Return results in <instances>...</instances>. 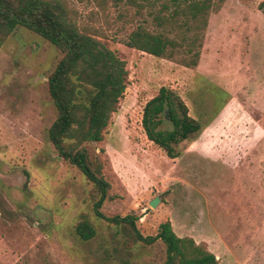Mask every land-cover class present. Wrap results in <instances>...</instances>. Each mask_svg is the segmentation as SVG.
Segmentation results:
<instances>
[{
  "label": "rangeland",
  "instance_id": "obj_1",
  "mask_svg": "<svg viewBox=\"0 0 264 264\" xmlns=\"http://www.w3.org/2000/svg\"><path fill=\"white\" fill-rule=\"evenodd\" d=\"M52 1L127 63V88L103 139L82 144L110 183L102 212L136 215L143 235L168 219L179 236L205 243L217 264H264L262 0H214L196 66L124 42L140 24L163 30L153 16L164 0ZM166 3L170 14L175 4ZM61 56L22 26L0 42V264H165L160 240L132 242L124 226L95 214L93 182L52 143L48 76ZM163 85L205 125L175 145V158L142 125L144 105ZM84 218L96 228L88 240L75 229Z\"/></svg>",
  "mask_w": 264,
  "mask_h": 264
},
{
  "label": "trees",
  "instance_id": "obj_2",
  "mask_svg": "<svg viewBox=\"0 0 264 264\" xmlns=\"http://www.w3.org/2000/svg\"><path fill=\"white\" fill-rule=\"evenodd\" d=\"M172 1L175 4L173 12L163 13V9L168 8L164 0L163 9L153 16L163 30L150 31L140 24L124 42L129 47L175 58L186 66H196L214 0ZM259 8L264 12V0L259 3ZM18 26L38 33L62 53L48 76V91L57 111L49 128V137L58 154L93 182L98 193L94 202L95 214L124 226L132 242L153 244L160 240L166 248L165 264H217L216 255L205 243H198L190 236H179L168 219L160 223L155 235H143L137 226L136 215L106 216L101 210L109 198L110 183L102 175L101 165L92 164L82 144L103 139L104 130L127 88L126 61L96 36L81 30L60 2L0 0V42ZM178 29L179 34L168 33ZM164 121L170 122L172 127L160 128ZM142 125L148 138L170 158L180 155L175 146L177 143L196 139L205 127L189 113L180 94L166 85L144 105ZM75 229L84 240L96 234V228L86 218L79 221Z\"/></svg>",
  "mask_w": 264,
  "mask_h": 264
},
{
  "label": "water",
  "instance_id": "obj_3",
  "mask_svg": "<svg viewBox=\"0 0 264 264\" xmlns=\"http://www.w3.org/2000/svg\"><path fill=\"white\" fill-rule=\"evenodd\" d=\"M159 201V198H154L152 201H151V205L152 206H156V204L158 203Z\"/></svg>",
  "mask_w": 264,
  "mask_h": 264
},
{
  "label": "crops",
  "instance_id": "obj_4",
  "mask_svg": "<svg viewBox=\"0 0 264 264\" xmlns=\"http://www.w3.org/2000/svg\"><path fill=\"white\" fill-rule=\"evenodd\" d=\"M187 151H190V152H192L191 148H189Z\"/></svg>",
  "mask_w": 264,
  "mask_h": 264
}]
</instances>
